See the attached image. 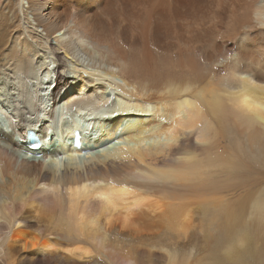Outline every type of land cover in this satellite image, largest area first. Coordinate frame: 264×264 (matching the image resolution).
Instances as JSON below:
<instances>
[{
    "label": "bare ground",
    "instance_id": "obj_1",
    "mask_svg": "<svg viewBox=\"0 0 264 264\" xmlns=\"http://www.w3.org/2000/svg\"><path fill=\"white\" fill-rule=\"evenodd\" d=\"M0 121V264H121L163 234L264 264V189L244 220L227 197L254 181L233 154L264 153V0H0Z\"/></svg>",
    "mask_w": 264,
    "mask_h": 264
},
{
    "label": "rangeland",
    "instance_id": "obj_2",
    "mask_svg": "<svg viewBox=\"0 0 264 264\" xmlns=\"http://www.w3.org/2000/svg\"><path fill=\"white\" fill-rule=\"evenodd\" d=\"M64 117H66V116H64ZM92 117H94V116H92ZM60 125H61V123L59 122L58 123V126H57L58 131H56L59 134L62 132L60 130V128L62 126H60ZM233 144L236 145L235 142H233ZM254 155H256L255 157H257V158L260 156L259 157L260 159L259 158L258 159L256 158V160H255ZM235 156L237 157L238 161L236 160V157ZM233 157H234V162L237 161L238 164L240 163L239 165L241 167L244 166V169L247 171L248 176H247V179L246 180H248V179L250 180V178H254V181H249L248 180L249 183L246 185V187L244 188V190H243L242 187H237L236 186L237 185V180H235V179L234 180H231L230 181V184H229V186H230L229 189L230 190L228 192L227 197L229 198L230 206L233 208L231 210L232 211V214H233V216H236V217L239 216L240 219L244 220V219H246L248 217L247 216V211L248 210L245 211V209H248V207L250 206L251 202L254 200V198L257 195L260 196L261 194H263V189H264V180H263L264 179V176H263L264 175V173H263L264 172V153H256V154H252V155L249 152L248 153L245 152L244 154H239V155H236L234 153L233 154ZM256 168H257V170H256ZM252 172H255V173H252ZM255 176H256V179H258V181L255 179ZM261 188H262V190H261ZM235 210H236V214H235ZM236 217H234V218H236ZM257 232L258 233H256V236L254 238L255 241H254L253 244L250 245V248L252 250H255V248L258 247L259 249L262 248L264 250V231L261 232L259 230ZM189 237H190L189 240L187 238L184 239L185 237L183 238V236L179 237L180 238L179 239V238H177L174 235L163 234V235L159 236L156 239L154 238V240H153L154 241L153 243L155 245V248L152 247L150 249V251L152 253H154L155 256L154 255H151V256H148L147 257L146 255H139V256L137 255L136 257H134V256L131 257L130 260L121 261V264H138V263L139 264H152V263L153 264H166V260L164 259V256H162L163 253H164L163 249L164 248L174 247V246H176V247H174V249H175L176 254H177V259L175 261V264H195V263H191V262H194L195 256H196V254H198V252L200 254L203 253V250H204V246L205 245L202 244L203 242H200L201 241V238H202L201 235L196 234V236H194V237L192 236V238H191V236H189ZM193 238H194V240H193ZM232 238H234V236H232ZM176 239H177V241L179 243L178 242L176 243V241H175ZM191 239H192V241H191ZM192 248H193V250H192ZM222 249L223 248H220V246H219L218 251L219 250L221 251ZM263 253H264V251H263ZM158 256H160V257H158ZM186 257L189 260H187ZM148 259H149V261H148ZM152 259H153V262L151 261ZM136 262H138V263H136ZM104 263L105 264H111L109 261L103 262L102 264H104Z\"/></svg>",
    "mask_w": 264,
    "mask_h": 264
}]
</instances>
